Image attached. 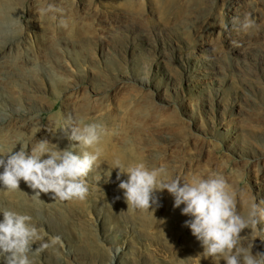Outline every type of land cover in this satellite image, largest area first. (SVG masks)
<instances>
[{"label":"rangeland","instance_id":"1","mask_svg":"<svg viewBox=\"0 0 264 264\" xmlns=\"http://www.w3.org/2000/svg\"><path fill=\"white\" fill-rule=\"evenodd\" d=\"M68 117L108 130L86 200L0 184V220L26 214L60 238L34 264H224L196 258L190 217L166 190L154 214L128 207L114 161L182 181L219 172L241 215L264 208V0H0V149H63ZM241 235L264 253V221Z\"/></svg>","mask_w":264,"mask_h":264},{"label":"clouds","instance_id":"2","mask_svg":"<svg viewBox=\"0 0 264 264\" xmlns=\"http://www.w3.org/2000/svg\"><path fill=\"white\" fill-rule=\"evenodd\" d=\"M252 24L254 21L246 19L243 27L247 29ZM107 134L103 123H74L68 117L63 138L70 143L63 149L48 139L37 141L30 152L22 142L18 143L19 151H13L18 144L11 151L0 149V168L3 169L0 184L6 192H13L19 190L23 181L35 193L31 196L33 201L42 202L41 193L52 194L54 201H84L89 195L86 177L97 166L102 155L99 146ZM77 145L84 150L77 152ZM114 165V169L119 170L116 180L128 207L152 208L154 214L155 208L160 206L156 193L165 190L174 198V208L183 205L181 214L190 217L184 226L190 228L203 249L196 258L222 259L224 264H264V253L253 255V243L246 246L248 235H241L245 229L255 231L260 221H264V208L254 202L248 215H241L237 211V193L223 174L211 172L206 177L194 175L182 181L180 178L167 179V168L163 165L149 168L144 162H137L125 167L119 159ZM111 174L112 171L106 173L107 182ZM2 217L0 257L4 264H34L30 254L59 242V237L44 240L41 235L44 229L37 228L29 215L4 210ZM37 241L44 242L33 250Z\"/></svg>","mask_w":264,"mask_h":264},{"label":"bare ground","instance_id":"3","mask_svg":"<svg viewBox=\"0 0 264 264\" xmlns=\"http://www.w3.org/2000/svg\"><path fill=\"white\" fill-rule=\"evenodd\" d=\"M0 194H2V193L0 192ZM0 198H1V195H0Z\"/></svg>","mask_w":264,"mask_h":264}]
</instances>
